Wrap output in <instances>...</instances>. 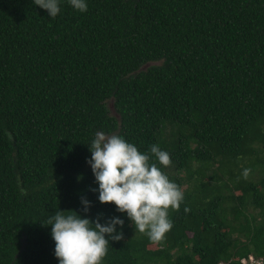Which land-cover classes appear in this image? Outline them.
<instances>
[{
	"label": "trees",
	"instance_id": "16d2710c",
	"mask_svg": "<svg viewBox=\"0 0 264 264\" xmlns=\"http://www.w3.org/2000/svg\"><path fill=\"white\" fill-rule=\"evenodd\" d=\"M97 131L186 185L162 241L124 216L103 264H264V0H0V264H59L57 210L121 215L93 191Z\"/></svg>",
	"mask_w": 264,
	"mask_h": 264
},
{
	"label": "clouds",
	"instance_id": "9594fccd",
	"mask_svg": "<svg viewBox=\"0 0 264 264\" xmlns=\"http://www.w3.org/2000/svg\"><path fill=\"white\" fill-rule=\"evenodd\" d=\"M63 0H33L47 11L50 18L61 12ZM76 11H88V0H67ZM89 145L90 165L98 188V200L102 204H114L121 215L105 217L99 214L95 220L76 211L57 210L47 217L45 225L51 226L55 242L54 255L59 264H103L110 241L123 238L125 219L135 231L147 236L152 242H160L173 228L169 209L178 211L184 200L180 187L157 166L171 164L170 154L153 144L149 152H141L123 136L97 131ZM251 169H243L247 179ZM83 212L91 209V201L82 199ZM187 213L189 209L185 207ZM252 256V255H249ZM248 256V258H249ZM253 257V256H252ZM248 258L246 260H248ZM261 261V260H260ZM263 264V263H262Z\"/></svg>",
	"mask_w": 264,
	"mask_h": 264
},
{
	"label": "rangeland",
	"instance_id": "374dc122",
	"mask_svg": "<svg viewBox=\"0 0 264 264\" xmlns=\"http://www.w3.org/2000/svg\"><path fill=\"white\" fill-rule=\"evenodd\" d=\"M166 125H168V124H165L164 126H163V131H162V137L163 138H165L167 141H170V136L171 135H173L172 133L173 132H166ZM164 127H165V129H164ZM197 167V165L195 166V168ZM173 174H174V169H173V167L171 168V167H167V175H168V177L169 176H173ZM171 180V179H170ZM256 180H257V176H256ZM183 184H185V183H183ZM186 189V185H182V190H185Z\"/></svg>",
	"mask_w": 264,
	"mask_h": 264
},
{
	"label": "built area",
	"instance_id": "2783aa9c",
	"mask_svg": "<svg viewBox=\"0 0 264 264\" xmlns=\"http://www.w3.org/2000/svg\"><path fill=\"white\" fill-rule=\"evenodd\" d=\"M243 264H262V261H257L254 257L249 256L248 260H244Z\"/></svg>",
	"mask_w": 264,
	"mask_h": 264
}]
</instances>
